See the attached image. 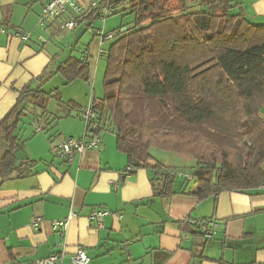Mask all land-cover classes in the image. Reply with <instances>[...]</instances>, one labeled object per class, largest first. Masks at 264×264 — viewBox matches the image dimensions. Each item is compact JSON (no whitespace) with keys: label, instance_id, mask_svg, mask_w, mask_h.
<instances>
[{"label":"trees","instance_id":"16d2710c","mask_svg":"<svg viewBox=\"0 0 264 264\" xmlns=\"http://www.w3.org/2000/svg\"><path fill=\"white\" fill-rule=\"evenodd\" d=\"M171 1L109 0L110 17L132 14L134 26L108 32L114 38L104 44L103 55L96 54V64L103 57L107 63L104 96L93 88L99 127L94 132L85 127L84 138L115 135L131 172H155L154 197L162 201L177 194L207 200L223 192L263 191L264 25L250 21L245 0H178L174 7ZM106 3L84 6L75 18L78 27L86 25L96 37L103 29L93 24ZM92 71L89 57H70L50 76L60 75L67 85L79 80L91 85ZM48 79L45 70L17 90L15 105L0 121V188L25 177L35 164L27 160L20 166L18 153L38 133L24 134L26 118L35 115L45 131L53 119L49 101L59 96L61 102L59 90L44 91ZM66 105L74 109L72 102ZM54 117L52 123L60 120ZM154 148L195 159L192 179L153 162ZM189 225L205 238L204 224Z\"/></svg>","mask_w":264,"mask_h":264},{"label":"crops","instance_id":"0c3cea01","mask_svg":"<svg viewBox=\"0 0 264 264\" xmlns=\"http://www.w3.org/2000/svg\"><path fill=\"white\" fill-rule=\"evenodd\" d=\"M77 1L88 8L98 0ZM45 3L0 0V27L8 30V34H0V121L15 105L17 90L45 70L49 76L46 82L53 81L62 78L50 76L61 62L70 57H96L98 40L93 32L92 42L76 57L74 53L83 41L82 35L76 38L79 27L71 33L61 31V19L47 28L40 27ZM244 11L253 24L264 25V0H245ZM14 31L29 34V40L11 37ZM70 35L72 40L67 38ZM94 42L95 54L91 52ZM65 51L69 53L66 57ZM62 82L63 89L50 91L59 90L61 102L55 96L48 104L58 107L54 112L60 114V120L51 123L56 119L52 115L45 131L40 124L41 132L18 153L20 166L27 160L35 162L31 171L0 188V264H35L60 251L65 254L60 264H73L71 258L79 247L85 249L90 264H264V190L223 192L207 200L177 194L162 201L154 197L151 180L155 172H131L128 157L118 150L112 133L103 134L96 148L75 156L73 162L54 156L53 147L67 139L85 137L81 114L92 96L89 85L80 80L74 83L80 87L82 101L71 97L70 91L65 95L74 83L67 85L63 78ZM68 102L74 109L66 105ZM35 122H39L36 117L31 120L33 127ZM152 158L175 170L167 157ZM94 209L110 212L103 229L88 221ZM71 213L76 216L62 239L50 222L64 220ZM37 217L43 222L35 228ZM189 220L214 221L219 227L213 239L199 238ZM60 243H64L63 248L58 247Z\"/></svg>","mask_w":264,"mask_h":264},{"label":"built area","instance_id":"2783aa9c","mask_svg":"<svg viewBox=\"0 0 264 264\" xmlns=\"http://www.w3.org/2000/svg\"><path fill=\"white\" fill-rule=\"evenodd\" d=\"M100 6L98 5V1L91 2L89 9H97ZM85 7L82 6L77 0H46V3L43 7L42 14L40 16L39 25L41 28H47L52 22L55 20H59L62 17H67L62 23L59 24V29L61 31L72 32L75 31L78 27V21L75 19L77 16H81ZM113 14V10L109 5V0L107 3L101 6L100 11V19L103 23ZM0 34L6 35L8 34V30L5 27H0ZM11 37L18 38L22 41L27 42L29 40V34L23 33L21 31H14ZM113 33H105L103 30H96V38L98 40V50L97 56H101L104 53L103 46L108 41L114 38ZM87 60V59H86ZM81 118L83 123L85 124L86 130H92L93 132L98 129L97 122V114L95 109V104L93 102L92 97L90 98L88 106L82 111ZM35 129L37 132H41V125L35 122ZM101 139L99 137H95L89 139L86 142V139H67L63 141L56 147L51 149L52 153L56 157L63 158L70 162H73L75 156L83 153L85 150L96 148ZM179 177L192 179V176H185L183 174H177ZM110 214L109 211L103 209H94L90 215L88 216V221L91 224H96L98 229L104 228V218ZM76 216L75 213H71L70 216L64 220L52 221L50 222L51 228L53 232L57 233L62 239L65 238L67 230L70 225V221ZM43 220L39 217L35 218L33 222V226L37 228L39 224H41ZM191 225H200L204 224L203 234L206 239H213V235L216 229H218L219 224L214 221H191L188 222ZM59 248L64 247V243H60L58 245ZM64 252H55L51 256L40 259L36 261L35 264H60L64 257ZM129 257V254H127ZM71 261L73 264H90V258L88 257L84 248L79 247L75 254L72 256Z\"/></svg>","mask_w":264,"mask_h":264},{"label":"rangeland","instance_id":"374dc122","mask_svg":"<svg viewBox=\"0 0 264 264\" xmlns=\"http://www.w3.org/2000/svg\"><path fill=\"white\" fill-rule=\"evenodd\" d=\"M178 0H172L171 1V6H177L178 5ZM234 14L237 12H233ZM127 15H123L122 13H118L115 16L109 17L105 23H103V21L97 20L94 22V29H103L106 33H108L107 31H115L118 32H122L124 29L128 30V29H132L134 26V16L132 14H128ZM259 23V22H254ZM74 32V31H73ZM95 35V31L94 30H86V25L79 27V29L75 32V34H77L76 38H78L79 36L82 35V45L80 44L79 49L74 53V56L79 57L81 55V51L83 49V46H87L88 44H90L92 42L93 39V34ZM71 33V32H68ZM79 34V35H78ZM64 36H67L64 34ZM68 40H72L73 36L70 35L67 37ZM57 46H59L58 51L60 52L61 50V46H60V42L59 40H57ZM97 46L95 44V42L92 44V53L95 54L94 51H96ZM66 50H68L66 48ZM58 52V53H59ZM66 55L64 57H66L67 55H69L68 51H65ZM95 55H93L92 57H94ZM63 57V59H65ZM90 64L92 66V72H93V76H92V84L89 85L88 89H89V94H91V92L94 90L97 93V96L100 98H103L104 96V75H105V71H106V58L103 57L100 62L97 64L96 66V61L95 58H90ZM76 84V85H75ZM83 84H85V82L83 81ZM93 86V87H92ZM57 89V88H61L63 89V82H62V78L60 77H56L53 81H49L46 82L43 86V89L45 92H50L53 89ZM69 91L71 92V97H77V99L80 101H82V94L80 92V87L77 83H74V85L71 87V89L65 90V95H68ZM58 107H55L54 105L51 106L50 105L47 106L48 111L59 117L60 114H57L56 112H54L55 109H57ZM76 111V110H74ZM262 117L264 118V109L261 112ZM35 115H32V117H28L25 120L26 126L24 128L25 132L24 134H31L33 129L35 127H33V125L31 124V120L34 118ZM53 122V120L51 121V123ZM41 123V122H40ZM42 125V123H41ZM53 130H50L49 133H52ZM44 134V133H41ZM52 136H54V134H51ZM151 155L156 158V159H165V157H167V159L170 160L171 163V167H173L177 172H179L180 174H183L185 176H191L192 175V171H193V167L196 165V161L195 159H193L190 156L187 155H180V154H172V153H168L166 151L163 150H159V149H151L150 151ZM180 156L179 158L177 156ZM185 158V161H182L180 159ZM184 160V159H183ZM189 160V161H187ZM175 163V164H174Z\"/></svg>","mask_w":264,"mask_h":264},{"label":"water","instance_id":"95a60500","mask_svg":"<svg viewBox=\"0 0 264 264\" xmlns=\"http://www.w3.org/2000/svg\"><path fill=\"white\" fill-rule=\"evenodd\" d=\"M125 31H127V30H126V29H124V30L122 31V33H123V32H125Z\"/></svg>","mask_w":264,"mask_h":264}]
</instances>
